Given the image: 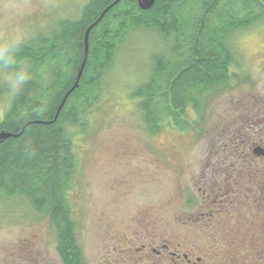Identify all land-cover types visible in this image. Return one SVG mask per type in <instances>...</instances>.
<instances>
[{
    "label": "rangeland",
    "instance_id": "obj_1",
    "mask_svg": "<svg viewBox=\"0 0 264 264\" xmlns=\"http://www.w3.org/2000/svg\"><path fill=\"white\" fill-rule=\"evenodd\" d=\"M27 2L31 7L21 22L23 32L17 33V39L23 36L24 43L51 35L63 21L78 20L90 0ZM161 38L151 28H140L119 43L114 62L99 79L97 97L86 116L85 133L74 138L78 160L76 177L71 183V219L76 238L73 245L76 249L80 245L81 264L82 254L84 264H123L127 253L131 259L142 257L136 251L141 247L135 237L141 226L137 221L147 214L144 227H153L157 217L159 232H165L181 215L182 201L194 198L197 190L206 189L199 182L207 179L211 183L231 163L240 166L245 162L242 169L250 179L249 187L264 189V158L252 151L256 158L248 155L252 140L243 143L242 155L233 157L235 153L228 149L232 141L220 140L219 126L220 118L238 119L237 111L251 107L250 104L264 107V19L232 35L234 63L230 70L236 74H231V80L224 79L217 92L208 93L201 113L189 109L185 115L189 122H184V128L173 130L164 126L155 133L147 128L138 101L132 100L131 94L143 81H149L151 64L159 60L164 50L159 45ZM7 43L0 29V45ZM154 54H158L157 60H152ZM14 94L0 76V119L10 108ZM256 118L252 115L244 123L245 131ZM255 193L263 199L260 191ZM200 199L203 198L197 196L195 200L197 210L202 208L197 203ZM184 206L191 208L187 203ZM215 209L205 206L204 212ZM234 210L239 211L225 208L224 214L232 216ZM245 212L251 214L253 208ZM260 213H264L261 208ZM45 215L37 214L24 196L0 195V264H65L58 251L56 230ZM149 231L155 233L154 229ZM124 238H132L133 246L123 242Z\"/></svg>",
    "mask_w": 264,
    "mask_h": 264
},
{
    "label": "trees",
    "instance_id": "obj_2",
    "mask_svg": "<svg viewBox=\"0 0 264 264\" xmlns=\"http://www.w3.org/2000/svg\"><path fill=\"white\" fill-rule=\"evenodd\" d=\"M114 1L90 0L78 20L63 21L51 35L22 42L16 63L0 67L27 66L33 73L0 119V133L16 136L0 144V195L24 196L37 214L49 216L65 264H81L70 220L71 183L78 160L74 138L85 133L99 79L114 62L122 40L149 24L175 47L171 51L168 45L162 51L160 57H166L167 64L159 60L151 64L149 81L131 94L147 128L157 133L164 126L184 128L189 109L201 113L200 95L217 92L227 78V62L233 59L232 35L264 19V0H154L145 11L138 0H120L90 31L79 87L61 107L80 72L87 29ZM156 56L152 60L160 58ZM173 58L183 63L173 69Z\"/></svg>",
    "mask_w": 264,
    "mask_h": 264
},
{
    "label": "flooded vegetation",
    "instance_id": "obj_3",
    "mask_svg": "<svg viewBox=\"0 0 264 264\" xmlns=\"http://www.w3.org/2000/svg\"><path fill=\"white\" fill-rule=\"evenodd\" d=\"M181 63L183 62H178L173 58L170 65L175 69ZM233 63V59L231 62H227L228 70L225 80H231V74H236L230 70ZM178 75L179 73L177 76ZM222 84H224V82H221L219 85ZM207 96L208 93L200 95L202 99ZM250 105L251 107L248 106L246 109L237 111L238 119H219V126L222 129L220 140L226 142H228V140L232 141V143H228V149L235 153L233 157H236L237 154L242 155L243 143L247 139L252 140V143L248 145V155H252V151L255 156H262L260 158H264V129H256L257 127L264 128V107L260 108V106L255 107L253 104ZM203 107L204 105L201 104L200 111H202ZM226 112H231V109ZM252 115L257 116V118L247 124V130L245 131L244 123L247 122ZM227 122L229 124H227ZM259 122H261V124H258ZM237 123H240V127ZM246 132H252V135L246 134ZM231 135H234V137ZM239 137L240 139L238 140ZM255 156L252 155L251 158L255 159ZM243 163H240V166H235V163H231V166H224L223 171L211 183H209L207 179H202L199 183L203 182L202 184L206 189L201 191L197 190L194 198L191 197L182 201L183 209L181 215L176 218L175 224H169L167 226L165 232H159V227L157 226L159 220L157 217L154 218L155 226L153 227H144L143 219L147 218V214L140 218L137 223L141 226L138 232L135 233V237L140 240L141 247L136 251L142 253L143 256L137 259H131L130 254L127 253L122 263H264V213H260V208L264 211V189L259 190L249 187L248 183L250 179L246 177L247 173L242 169ZM262 163L264 164V161H262ZM260 172L263 174V170H260ZM220 175H222V178L219 177ZM244 176L247 178V183L245 184L242 183L245 179ZM205 181L206 183H204ZM245 187L247 189H245ZM257 190L262 193V200L260 199L261 195L255 193ZM208 192L211 193L208 194ZM197 196L203 198L197 201L198 207H202L199 210L196 209L197 207L194 208ZM185 203L191 206V208L187 209L186 206H184ZM205 206L216 207V209L204 212ZM249 207L253 208L251 214L245 212V209ZM225 208H237L239 211L234 210L231 214L232 216H229L228 214H224ZM254 209H257V214L254 212ZM239 214H241V216L237 221L229 222ZM45 217L49 218L47 215H45ZM185 219L193 223H187ZM70 220H72L71 216ZM150 228L154 229L155 233L150 232ZM73 239V243L75 244V236ZM132 241V238L123 239V242L131 246H133ZM77 249L78 252L81 251L79 244ZM126 250L127 249H125V251ZM82 264H84L83 254Z\"/></svg>",
    "mask_w": 264,
    "mask_h": 264
},
{
    "label": "clouds",
    "instance_id": "obj_4",
    "mask_svg": "<svg viewBox=\"0 0 264 264\" xmlns=\"http://www.w3.org/2000/svg\"><path fill=\"white\" fill-rule=\"evenodd\" d=\"M30 7L27 0H0V29L3 30L8 41L6 46L0 47V62H2L0 67L16 63L23 41V36L17 39V33L23 32L21 22ZM0 76L13 94L27 81L33 79V73L27 66L18 70L4 69L3 72H0Z\"/></svg>",
    "mask_w": 264,
    "mask_h": 264
},
{
    "label": "water",
    "instance_id": "obj_5",
    "mask_svg": "<svg viewBox=\"0 0 264 264\" xmlns=\"http://www.w3.org/2000/svg\"><path fill=\"white\" fill-rule=\"evenodd\" d=\"M120 1V0H118ZM117 1V2H118ZM116 2V3H117ZM154 4V0H138V5H139V8L141 10H150L152 8ZM112 6L106 8L103 13L101 14V16L99 17V19L97 20V22L93 25H91L88 29H87V32L85 34V44L86 46L88 45V40H89V33L90 31L103 19V17L105 16V14L111 9ZM86 64V61H84L83 65L81 66V69H80V72L77 76V80H76V83L74 85V87L70 90V92L65 96L64 100H63V103L61 105V107L63 106L65 100L67 99V97L69 96V94L74 91L75 89H77L79 87V82H80V78H81V75H82V72H83V69H84V66ZM12 137H16V136H13L11 133H6V132H1L0 133V144L3 143L5 140L9 139V138H12Z\"/></svg>",
    "mask_w": 264,
    "mask_h": 264
},
{
    "label": "bare ground",
    "instance_id": "obj_6",
    "mask_svg": "<svg viewBox=\"0 0 264 264\" xmlns=\"http://www.w3.org/2000/svg\"><path fill=\"white\" fill-rule=\"evenodd\" d=\"M118 0H115L112 4H110L109 5V7L110 6H112L111 7V9L112 8H114L115 6H117L118 4H119V2L120 1H118ZM117 2V3H116ZM96 22H94V24H95ZM145 25V26H144ZM143 26H144V28H151V29H153V30H155V31H157V32H159V34H160V32H162V31H160V30H158L157 28H155L154 26H149V24H143ZM149 26V27H148ZM171 28V27H170ZM160 36H162V38H161V41H162V43L161 44H159L160 46H162L163 48H164V50L167 48L168 49V45L170 46V49L169 50H171V51H174V49H175V47H174V45L172 44V40L171 39H169V38H167L166 39V37H164V35H162V34H160ZM88 53H89V40H88V45L86 46V44H85V54H84V60H83V63H84V61H87V59H88ZM159 61H160V63L161 64H167V62H168V60H167V58L166 57H164L163 55L159 58ZM83 63H82V65H83Z\"/></svg>",
    "mask_w": 264,
    "mask_h": 264
}]
</instances>
